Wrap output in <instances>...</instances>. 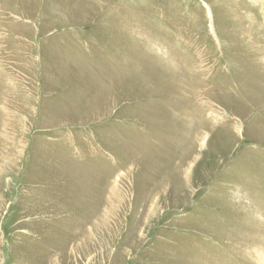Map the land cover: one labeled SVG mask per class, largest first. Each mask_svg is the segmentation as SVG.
Wrapping results in <instances>:
<instances>
[{
    "label": "rangeland",
    "instance_id": "rangeland-1",
    "mask_svg": "<svg viewBox=\"0 0 264 264\" xmlns=\"http://www.w3.org/2000/svg\"><path fill=\"white\" fill-rule=\"evenodd\" d=\"M251 3L0 0V264H264Z\"/></svg>",
    "mask_w": 264,
    "mask_h": 264
},
{
    "label": "bare ground",
    "instance_id": "bare-ground-1",
    "mask_svg": "<svg viewBox=\"0 0 264 264\" xmlns=\"http://www.w3.org/2000/svg\"><path fill=\"white\" fill-rule=\"evenodd\" d=\"M245 6V17L247 16L245 21L248 29L244 32L252 37L264 38V0H252L249 6ZM256 8H259V11H255ZM262 47L264 53V45Z\"/></svg>",
    "mask_w": 264,
    "mask_h": 264
}]
</instances>
